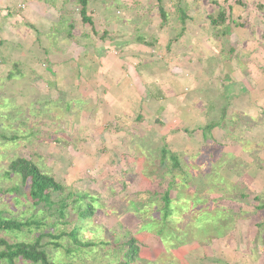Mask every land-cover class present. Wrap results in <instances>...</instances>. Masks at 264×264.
<instances>
[{
	"label": "rangeland",
	"instance_id": "374dc122",
	"mask_svg": "<svg viewBox=\"0 0 264 264\" xmlns=\"http://www.w3.org/2000/svg\"><path fill=\"white\" fill-rule=\"evenodd\" d=\"M150 1H143L139 6L134 4L144 12V6L150 4L148 16L145 13L142 17L146 20L151 19L149 15L155 17V5ZM115 3L114 0L107 4L105 0H90L88 8L92 12L87 9L88 15L93 16L94 22L103 14L111 18L116 15L124 17L128 2L125 5ZM254 5L250 3L247 11L258 12ZM224 10L227 11L226 6ZM144 12H140L141 15ZM136 16L133 22L139 26L142 22ZM160 16L164 18L162 14ZM92 29L82 22L78 0H0V134L8 139L4 140L0 135V211L5 212L4 217L29 219L41 225L21 233L0 231V239L9 243L30 242L43 233L69 234L73 229L70 225L53 227L55 219L50 212L33 209L21 199L26 189L20 180L4 177L12 160L24 158L52 176L66 193H89L102 206H96L95 215L80 223L81 243L93 246L83 249L63 236L57 241L62 249L51 245L45 249L55 264H119L118 260L125 261L123 254L128 250L126 243L130 237L136 240L139 249L132 264H197L196 261L189 262L186 255L196 242L202 255L216 244L228 247L229 251L234 245L238 250L231 251L230 264H264V210L256 209L264 204V94L261 106L253 111L257 112L256 116L239 119L240 126L236 127H244V132L239 130L228 134L225 128L233 129L236 117L229 118L231 122L225 118L227 125L224 123L217 136H220V142L226 141L229 154H225L226 157L219 155L212 161L209 156L200 154L202 149L200 153L197 148L193 149L197 143L202 147V140L198 138V142H191L193 133L184 131L183 123L180 122L175 130L172 124L160 127L157 123H161L160 118L161 121H156V117L143 112V102L132 112L134 118L130 117L132 115L120 118L118 115L122 110L116 102L117 91L112 80L109 81L115 76L113 70L106 76V68L101 69V77H104L99 84L100 78L93 76L94 71L90 72L94 70L93 65L86 72L81 68L86 82L84 85L82 82V88L78 90L75 76L80 69L74 70L66 56L70 55L77 63L80 56L86 55V62L95 63L94 53L97 56L99 53L95 52L98 48L92 43L99 41L98 37L103 33L98 29V34L94 35ZM133 33V38H145L137 35L135 30ZM115 55L121 60L120 53ZM145 56L149 63L147 67L152 68L170 54L154 51ZM50 62L52 65L47 66ZM262 76L258 72V79ZM139 113L144 116L137 122ZM224 134L226 140L222 137ZM13 136H17L16 140H9ZM238 136L242 137V142L235 141ZM186 142L191 143L181 149ZM166 145L190 174V182H186L179 172H173L168 158L164 163L160 161V152ZM209 151L222 152L218 145H211ZM16 187L21 189V194L11 191ZM167 191L174 202L183 206V209H177L179 213L173 217L174 224L170 226L181 230L188 227L189 230L176 233L174 237L178 236L177 239L168 233L162 236L161 242L158 227L149 229L141 224L142 219L138 217L141 214L134 211L138 202L141 209L152 213ZM146 192L151 196L144 195ZM222 195L234 198L222 199ZM241 195L247 199L234 201ZM255 197H259L260 202H255ZM208 198L212 203L207 204ZM132 202L136 204L130 205ZM79 206H83V202L76 207ZM206 211L210 216H217L216 221L221 227L217 233L211 226L215 223L202 229L201 221L195 217ZM217 211L221 212L216 214ZM76 215L75 210L70 211L67 219L78 220ZM71 216L75 218L71 220ZM224 218L229 220L230 226ZM196 227H201L198 229L203 231L200 235L195 233L198 231ZM166 229L169 232L168 226ZM192 231L194 236L188 237ZM148 232L153 234L151 239ZM212 240L216 242L212 244ZM52 241L45 238L42 245ZM254 242L257 243L255 258L250 256ZM247 253L249 256L238 259L237 255Z\"/></svg>",
	"mask_w": 264,
	"mask_h": 264
},
{
	"label": "crops",
	"instance_id": "0c3cea01",
	"mask_svg": "<svg viewBox=\"0 0 264 264\" xmlns=\"http://www.w3.org/2000/svg\"><path fill=\"white\" fill-rule=\"evenodd\" d=\"M105 1L106 4L110 3V0ZM143 1L147 0H122L118 1L119 3L114 0L118 5L128 2L122 18H119L117 13L114 18L103 14L94 22L93 16L88 15L91 24H86L93 27L91 31L94 35L98 34V29H102L103 34L98 37L99 41L92 43L98 48L95 52L99 53L97 56L91 49L95 54V63L86 62V55H82L83 60L80 56L77 63L70 55L66 56L74 70L80 69L76 71L77 76L74 75L77 77L78 90L82 88L81 83L84 85L86 82L81 68L86 72L92 69L93 65L94 70L90 72L94 71L93 76L100 78L99 84L103 81V68L107 70L106 76L113 70L115 76L110 77L109 81L112 80L117 91L116 102L122 110L118 115L120 118H128L143 102V112L156 117V121L162 120L161 123L157 122L160 127L172 124L175 125V130L181 122L184 131L193 133L191 142H198L200 138L203 146L201 147L200 143L193 145V149L197 148L199 153L202 149L200 154L209 156L212 161L219 155L223 157L229 154V146L225 144L226 141L220 142V136L217 134L222 131L224 123L227 125V121H232L229 119L231 117H236V120L233 119L234 128H225V131L228 134L239 130L244 132V127H236L240 126L239 119L255 117L257 112L253 111L258 110L263 100L264 0H151L150 3L157 8L154 6L155 17L149 15L151 19L147 20L142 17L149 12L150 4L144 6L145 12L138 10ZM249 2L255 3V9L259 11H247ZM135 3H138V6L134 5ZM225 6L227 13L223 23H212L221 11H225ZM88 9L92 12L90 7ZM140 12H144L143 15ZM161 13L165 18H161ZM136 15L142 22L139 26L133 22ZM133 30L145 38H133ZM154 51L169 53L170 57L164 61H160L161 58L152 68L147 67L149 63L145 54ZM116 53H120L121 60ZM91 59L92 57H89V60ZM51 65V62L47 64ZM258 72L263 75L260 79ZM139 114L137 122L144 116ZM130 117L134 118V115ZM166 120H169L168 123H165ZM205 122L209 124L206 125ZM213 123L217 125L211 133L206 132V127ZM175 132L178 133V130ZM222 137L226 140L225 134ZM235 141L242 142L243 139L238 136ZM191 142L180 146L181 149L187 148ZM203 143L206 144L205 147ZM211 145H218L222 150L221 154L217 151V155H214L209 151ZM225 159L224 163L227 161ZM152 235L149 233L150 239ZM160 241L162 242V238ZM214 242L216 240H212V244ZM213 246L215 247L211 246V250H208L210 252L202 255L199 252V243L196 242L193 250L186 254L189 262L192 260L197 264H230L231 251L238 250L234 245L229 247L230 251L222 244ZM251 246L254 248L250 256L254 257L257 253L254 252L255 248L257 250V243L254 242ZM237 256L242 260L249 254Z\"/></svg>",
	"mask_w": 264,
	"mask_h": 264
},
{
	"label": "trees",
	"instance_id": "16d2710c",
	"mask_svg": "<svg viewBox=\"0 0 264 264\" xmlns=\"http://www.w3.org/2000/svg\"><path fill=\"white\" fill-rule=\"evenodd\" d=\"M89 1L90 0H78V5H79V12L82 21L84 23L91 24V21L88 18L89 12H87ZM225 15H226V11H221L218 17L216 18V21L213 20L212 23L215 24L223 23V20H225ZM162 16L165 18L163 14ZM216 125L217 124L213 123L207 126L206 132L211 133V131L214 129ZM0 135L2 136V139L8 140L4 134H0ZM16 137L17 136H13L9 140L15 141ZM214 155H217V153H214ZM160 156H161L160 161H162V163H164L165 159L168 158L172 164L173 172L176 171L179 172L181 175H183L186 182L187 181L190 182V180H188L190 174L185 171V169L182 167L181 161L177 158L178 156L173 152H171L167 145L162 148L160 152ZM229 171L231 172V169H229ZM3 175L7 179H12L13 177H16L20 180L21 186L24 189H26V191H23V193L21 194L20 193L21 189H19V187L13 188L11 191L17 193L19 192L22 196L21 199H23L25 202L30 204V206L33 209H41L42 211H46L48 213L50 212L52 214L51 217L55 219V222L53 223V227H56L58 224H60L62 226L70 225L73 229L69 232V234H66L65 232H61V234L59 235H53L51 233L48 234L43 233L37 238H35L34 241H30V242L17 241L14 243H9L5 239H0V263L18 264L20 262H23L29 264H55L50 259L45 249L47 246L50 245L53 246L55 249H62L63 248L62 245L57 243V241L61 240L63 236L68 237L72 241L74 246H78L83 249L93 246L91 243L90 244L81 243L79 237L82 233V226L80 225V223L81 222L83 223L87 219L93 217L95 215V212L97 211V207L102 208L101 203L98 201V199H96V197H94L89 193L88 194L86 193L83 194L79 192L66 193L65 188L60 183H58L52 176L43 173L37 165L24 158H16L12 160L8 164V167ZM197 190L200 191V189ZM1 193L2 192L0 191V194ZM141 194H138V196ZM144 195L150 197L151 193L146 192ZM154 196H157V194H154ZM233 198L234 197H228L226 195H222V199L232 200ZM245 199H247L246 196L241 195L239 197H236L234 201L242 202ZM160 200L161 202L158 204L159 206H156V208L152 211V213H150V211H147L146 209L144 210L141 209L140 203L136 202L137 207L139 208L137 209L136 207L134 213L141 214V216H138L139 219H142L141 224L149 226V229L158 227L157 234L161 238L162 236L164 237L168 233H171V235L174 237V235H177L182 230L188 231L189 230L188 227L182 228L181 230L180 227L174 228L170 226L174 224L172 221L173 217L179 213L177 209L178 208L183 209V206H180L178 202H174V200L170 197L169 191H167L164 195H162ZM206 201L207 204L212 203V201H210L209 198ZM254 201L258 203V201L260 202V198L255 197ZM81 202H83V206L76 207ZM136 203L132 202L130 203V205L132 204L134 205ZM256 209L264 210V204H261V206L256 207ZM73 210L77 212L76 218H78V220L70 221L69 219H67V215H69L70 211ZM220 212L221 211H217L216 214ZM4 214L5 212L0 211V231L4 233H14V232L21 233L25 229L30 230L32 227L39 228L41 226L40 222L38 221H31L29 219L28 220L11 219L4 217ZM195 217L198 218L199 221H201L202 229H206L205 226L208 225L209 223H215V224H211L212 228L215 230V233L220 231L221 227L218 225V222L216 221L217 220L216 215L210 216L209 213L206 211L200 215H195ZM74 218L75 217L72 216L70 217L71 220ZM209 219L212 221L209 222ZM224 221L228 223L230 226L231 223H229L228 219H225ZM167 226L169 227V232H166L168 231V229H166ZM201 227H196V229L198 230ZM200 230L194 232L200 235V233L203 232ZM185 235L188 236L187 233ZM190 236H194L193 231L191 235H189L188 237ZM45 238H51L53 240L52 243L50 242L45 245H42V241ZM126 244L128 245L127 246L128 250L123 254L125 261H121L122 259L118 260L120 261L119 264H132L138 257L139 249L136 246L138 245L136 240L130 237ZM72 251L74 250L72 249ZM77 251L80 250L77 249ZM67 252H71V250H67Z\"/></svg>",
	"mask_w": 264,
	"mask_h": 264
}]
</instances>
